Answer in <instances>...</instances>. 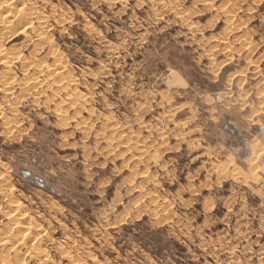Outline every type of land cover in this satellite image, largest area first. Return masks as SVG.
I'll return each instance as SVG.
<instances>
[{"label":"rangeland","instance_id":"1","mask_svg":"<svg viewBox=\"0 0 264 264\" xmlns=\"http://www.w3.org/2000/svg\"><path fill=\"white\" fill-rule=\"evenodd\" d=\"M0 15V238L32 226L21 264H264L259 151L240 148L264 138V0Z\"/></svg>","mask_w":264,"mask_h":264},{"label":"bare ground","instance_id":"2","mask_svg":"<svg viewBox=\"0 0 264 264\" xmlns=\"http://www.w3.org/2000/svg\"><path fill=\"white\" fill-rule=\"evenodd\" d=\"M9 7V6H8ZM7 7V8H8ZM5 11H8L9 12V10L8 9H6ZM4 11V12H5ZM3 12V11H2ZM7 12V13H8ZM2 15V14H1ZM1 15H0V18H1ZM8 15V14H7ZM6 15V16H7ZM4 17V16H3ZM8 18V17H7ZM17 18L19 19V20H23L24 19V17L20 14V15H17ZM11 24V23H10ZM7 26H10L9 24L7 25ZM1 53V52H0ZM8 57V56H7ZM4 58V57H3ZM3 61V60H2ZM8 62H11V61H8ZM3 85H0V91L1 90H3ZM4 91V90H3ZM11 208V207H10ZM4 210V208H0V212H2ZM11 215V214H10ZM17 215V214H16ZM7 216V215H6ZM158 218V217H157ZM14 218V215H11V216H9L8 217V221L10 222L11 221V223H14L13 221H15V224H14V227H15V230H14V233L16 234V235H21L22 233H25L26 232V230H28V229H31V227L32 226H30V224L28 225H26L24 222H21V221H17L18 219H15ZM26 221V220H25ZM10 223V224H11ZM36 224V223H35ZM13 228V227H12ZM33 229V228H32ZM28 231H30V230H28ZM41 231V230H40ZM13 232V231H12ZM27 233V232H26ZM25 233V235H27ZM12 234V233H11ZM28 234H29V232H28ZM31 234V233H30ZM1 235V234H0ZM16 235H14L13 237H14V239H16L15 241H13L12 239H10L11 237H9V234H8V236H6V237H4V238H0V244H3V247H4V245H8V244H10L11 245V248H12V250H13V254H14V256L12 257L11 256V258H9V257H5V258H2V259H4V260H1V261H3V263L0 261V264H21V263H23V262H21V260H19V257H20V254L22 253V251H21V247H22V243H23V240L25 239V237L23 236V235H21L20 237H17ZM29 236V235H28ZM5 246V247H6ZM2 247V246H1ZM0 247V248H1ZM2 247V248H3ZM9 247L7 246V249H8ZM6 249V248H5ZM2 250H4V249H2ZM2 255V254H1ZM6 255H8V254H6ZM22 255V254H21ZM1 257V256H0ZM3 257V256H2ZM22 257H23V255H22Z\"/></svg>","mask_w":264,"mask_h":264},{"label":"crops","instance_id":"3","mask_svg":"<svg viewBox=\"0 0 264 264\" xmlns=\"http://www.w3.org/2000/svg\"><path fill=\"white\" fill-rule=\"evenodd\" d=\"M248 135V134H245ZM255 145V146H254ZM243 147L240 148H244L245 151V161L247 164V166H249V161L251 162V158L258 153L257 151H259L258 154V159L256 161V165L258 168L261 169V173L264 176V138H262V141L260 140L259 143H255L254 142V138H245L243 144L241 145Z\"/></svg>","mask_w":264,"mask_h":264}]
</instances>
